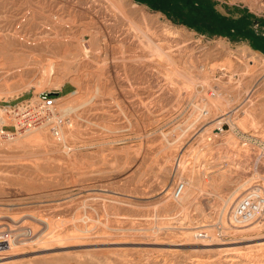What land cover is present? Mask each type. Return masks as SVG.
<instances>
[{
	"label": "rangeland",
	"instance_id": "374dc122",
	"mask_svg": "<svg viewBox=\"0 0 264 264\" xmlns=\"http://www.w3.org/2000/svg\"><path fill=\"white\" fill-rule=\"evenodd\" d=\"M111 1L0 0V109L56 98L0 139V264H264V0Z\"/></svg>",
	"mask_w": 264,
	"mask_h": 264
},
{
	"label": "built area",
	"instance_id": "2783aa9c",
	"mask_svg": "<svg viewBox=\"0 0 264 264\" xmlns=\"http://www.w3.org/2000/svg\"><path fill=\"white\" fill-rule=\"evenodd\" d=\"M41 101H35L25 107H5L0 109V138L13 139L18 134H22L43 124L55 123L56 98L52 94H41ZM16 128L15 133H8L7 126ZM53 126V125H51ZM56 130V127L52 129ZM58 136V131L55 132ZM261 148V158L264 159V141L259 142ZM256 187V188H255ZM249 189L246 195L241 198L232 211V224L243 227L260 220L264 216V185L258 184ZM185 183L179 182L173 191L172 197L178 200L183 196Z\"/></svg>",
	"mask_w": 264,
	"mask_h": 264
},
{
	"label": "bare ground",
	"instance_id": "6f19581e",
	"mask_svg": "<svg viewBox=\"0 0 264 264\" xmlns=\"http://www.w3.org/2000/svg\"><path fill=\"white\" fill-rule=\"evenodd\" d=\"M112 2H113V0L111 1V3H112ZM111 3H110V4H111ZM114 3H115V1H114ZM114 3H113V6H115V8H117V9H119V11L122 13V15H126V14H125L126 12H125V11H124L125 13L122 12V10H120L121 8H120L119 6H117V5H114ZM117 3H118V1H117ZM120 3L122 4V2L119 1L118 4H120ZM121 4H120V5H121ZM122 6H123V5H122ZM133 6H134V5H133ZM123 8H124V7H123ZM141 9H142V8H141ZM115 10H116V9H115ZM141 12H142V11H141ZM121 13H120V14H121ZM123 13H124V14H123ZM142 13H143V12H142ZM143 16H144V15H143ZM125 18H126V16H125ZM126 20H128V19L126 18ZM132 20H133V19H132ZM129 21H130V18H129ZM56 22H58V21H56ZM131 22L133 23V21H131ZM145 26H146V25H145ZM136 28H137V27H136ZM140 28H142V27H140ZM87 29H88V28H87ZM142 29H144V28H142ZM137 30H138V29H137ZM139 30L141 31V33L143 32L141 29H139ZM139 30H138V32H139ZM147 30H148V28H147ZM85 31H86V30H85ZM85 31H84V32H85ZM145 31H146V30H145ZM148 32H149V30H148ZM56 33H57V32H56ZM87 33H88V32H87ZM141 33H139V34H141ZM88 34H89V33H88ZM144 34H145V32L143 33V37H144ZM168 34H169V33H168ZM75 35H76V34H75ZM75 35H72V37H73V36L75 37ZM82 35L84 36V33H82ZM91 35H92V34H91ZM146 36H148V35L146 34L145 37H146ZM70 37H71V36H70ZM72 37H71V38H72ZM95 37H96V36H95ZM57 38H58V37H57ZM76 38L78 39V37H76ZM91 38H93V37H91ZM147 38H148V45L151 46L150 48L153 47V50L157 52L158 56L161 55V56L164 57V53H165L164 50H163L161 47H159L158 45H154L155 42H153L152 39H150L149 37H147ZM47 39H48V38H47ZM50 39H51V38H50ZM55 39H56V38H55ZM80 39H81V38H80ZM82 39H83V38H82ZM83 40H84V39H83ZM144 40H145V38H144ZM40 41H41V40H40ZM87 41H88V40H87ZM79 42H80V41H79ZM88 42H89V41H88ZM94 42H96V40H95ZM144 42H145V41H144ZM144 42H143V43H144ZM90 43H91V41H90ZM168 43H169V42H168ZM92 44H93V42H92ZM92 44H91V45H92ZM156 44H157V43H156ZM83 45H84V44H83ZM91 45H90V46H91ZM145 45H146V44H145ZM148 45H147V47H148ZM92 46H93V45H92ZM92 46H91V47H92ZM142 46H144V44H143ZM142 46H141V48H142ZM145 47H146V46H145ZM145 47H144V48H145ZM84 48H85V47H84ZM144 48H143V49H144ZM122 49H124V48H122ZM168 49H169V48H168ZM83 50H85V49H83ZM124 50H125V49H124ZM147 50H148V49H147ZM147 50H146V51H147ZM122 51H123V50H122ZM156 52H155V54H156ZM163 52H164V53H163ZM84 53H85V51H84ZM122 53H123V52H122ZM151 53H152V51H151ZM148 54H149V53H148ZM153 54H154V53H153ZM151 55H152V54H151ZM124 56H125V55H124ZM154 56H155V55H154ZM154 56H153V57H154ZM158 56L156 55V57H158ZM165 56H166V54H165ZM167 56H169V55H167ZM153 57H152V58H153ZM156 57H155V58H156ZM167 58H168V57H167ZM133 59H134V58H133ZM133 59H132V60H133ZM135 59H136V58H135ZM159 59H160V58H159ZM161 59H163L162 61H164V63H165V62H168V61H165V60H164L165 58H161ZM129 60H130V59H129ZM139 60H140V59H139ZM144 60H146V59H144ZM157 60H158V59H157ZM168 60L170 61L171 58L168 59ZM136 61H138V60H136ZM158 62H159V60H158ZM178 62H179V61H178ZM178 62L176 61L177 64H178ZM160 63H161V62H160ZM172 63H174V62H172ZM161 64H162V63H161ZM165 64H166V63H165ZM168 64H169V63H167V65H168ZM170 64H171V63H170ZM174 64H175V63H174ZM174 64H173V65H174ZM171 65H172V64H171ZM173 65H172V66H173ZM175 65H176V64H175ZM190 65H191V64H190ZM192 66H193V65H192ZM173 67H174V66H173ZM178 67H179V66H178ZM168 69H169V66H168ZM168 69H167V74H169V73H168ZM176 69H177V68H176ZM176 69H175V70H176ZM173 70H174V69H173ZM181 71H182V70H181ZM169 72H170V71H169ZM179 72H180V71H179ZM179 72H177V71H176V72L172 71L170 74H179ZM182 72H183V71H182ZM181 75H182V74H181ZM181 75H179V76L181 77ZM174 76H175V75H174ZM182 76H185V75L183 74ZM186 76H187V75H186ZM188 76H189V75H188ZM170 78H172V76H171ZM178 78H179V77H178ZM182 78H183V77H182ZM185 78L188 80V85H189V86L194 85V83L196 82V80H194L195 78H193V79H192V78L188 79L189 77H185ZM169 81H171V80H169ZM59 82H60V81H59ZM73 82H75V81H73ZM78 83H79V82H78ZM59 84H60V83H59ZM79 84H80V83H79ZM59 86L62 88L63 83H61ZM191 87H192V86H191ZM187 88H189V87H187ZM193 88H194V87H193ZM189 89H191V88H189ZM76 94H77V93H76ZM217 97H218V96H217ZM217 97H216V98H217ZM224 97H225V96H224ZM222 98H223V97H222ZM220 99H221V98H220ZM218 100H219V99H218ZM221 100H222V99H221ZM226 102H227V101H226ZM229 102H230V101H229ZM228 104H229V103H228ZM41 127H42V126H40V127H38V128H35V129H32L31 131H28V132L22 133L23 136H21L20 138H23V137L26 138V137H27L28 135H30V133H32L34 130H37V129L41 128ZM24 135H25V136H24ZM0 139H1V138H0ZM16 141H17V140H16ZM140 155H141V154H140ZM186 184L188 185L189 183L186 182ZM186 184H185V186H186ZM251 189H253V188H251ZM185 192H186V188H185V191H184V193H183V196H184ZM183 196H182L180 199H182ZM180 199H178V200H180ZM11 219H12V218H11ZM14 219H15V218H14ZM262 219H264V217H263ZM13 221H14V220H13ZM42 222H44V221H42ZM258 222H259V224H258V227H259V226H261V225L263 224L264 221H261V222L258 221ZM253 224H254V223H253ZM253 224H251V225L253 226ZM11 225H12V224H11ZM20 225H21V224H20ZM42 225H43V224H42ZM251 225H250V226H251ZM24 226H25V225H24ZM26 226H27V225H26ZM44 226H45V228L47 229V227H48L47 222H44ZM224 226H225V225H224ZM232 226H233V225H232ZM11 227H12V226H11ZM41 227H42V226H41ZM233 227H236V226H233ZM247 227H248V226H247ZM247 227H245V228H247ZM261 227H262V226H261ZM17 228H18V227H17ZM43 228H44V227H43ZM227 228H229V227H226L225 229H227ZM231 228H232V227H231ZM231 228H230V229H231ZM236 228H237V227H236ZM250 228H251V227H250ZM11 229H12V228H11ZM24 229H25V228H24ZM230 229H229V230H230ZM255 229H258V228L256 227ZM48 230H49V227H48ZM245 230H246V229H245ZM4 231H5V230H3V232H4ZM49 231H50V230H49ZM250 231H251V230H250ZM12 232H13V231H12ZM20 232H21V230H20ZM30 232H31V231H30ZM47 232H48V231H47ZM239 232H241V231H239ZM1 233H2V232H1ZM1 233H0V234H1ZM2 234H3V233H2ZM25 234H26V232H25ZM47 234H48V233H47ZM3 235H4V234H3ZM34 235H36V234L33 233V236H34ZM5 236H6V235H5ZM5 236H4V237H5ZM14 236H15V235H14ZM14 236H12V235L10 236V235H9L8 237H6V238H8L7 240H6V238H5V240H0V243H1V244H6V243H8V242L10 241V238L13 239V241H15V239L13 238ZM27 236H28V233H27ZM1 237H2V236H1ZM23 238H24V237H23ZM28 238H29V237H28ZM232 261H233V260H232ZM230 263H231V262H230Z\"/></svg>",
	"mask_w": 264,
	"mask_h": 264
},
{
	"label": "trees",
	"instance_id": "16d2710c",
	"mask_svg": "<svg viewBox=\"0 0 264 264\" xmlns=\"http://www.w3.org/2000/svg\"><path fill=\"white\" fill-rule=\"evenodd\" d=\"M200 14L202 15L203 12L200 11ZM218 24H217V26H218L219 30H221V34L228 35L230 37H236L237 34H243L245 32L246 28H248V25L243 21L238 22L237 25L235 23H229V21H227V20L224 21L223 24H221V23H218Z\"/></svg>",
	"mask_w": 264,
	"mask_h": 264
}]
</instances>
